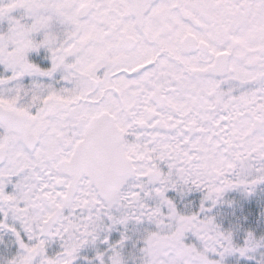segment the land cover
Listing matches in <instances>:
<instances>
[{"label":"snow or ice","instance_id":"6c2138e0","mask_svg":"<svg viewBox=\"0 0 264 264\" xmlns=\"http://www.w3.org/2000/svg\"><path fill=\"white\" fill-rule=\"evenodd\" d=\"M0 264H264V0H0Z\"/></svg>","mask_w":264,"mask_h":264}]
</instances>
